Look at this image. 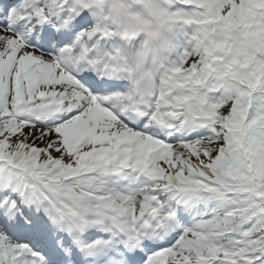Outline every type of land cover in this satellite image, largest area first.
Segmentation results:
<instances>
[{
	"label": "snow or ice",
	"instance_id": "6c2138e0",
	"mask_svg": "<svg viewBox=\"0 0 264 264\" xmlns=\"http://www.w3.org/2000/svg\"><path fill=\"white\" fill-rule=\"evenodd\" d=\"M249 19L264 0H0V264H264V110L203 79L238 47L195 40Z\"/></svg>",
	"mask_w": 264,
	"mask_h": 264
},
{
	"label": "clouds",
	"instance_id": "9594fccd",
	"mask_svg": "<svg viewBox=\"0 0 264 264\" xmlns=\"http://www.w3.org/2000/svg\"><path fill=\"white\" fill-rule=\"evenodd\" d=\"M196 46L202 51L218 43L238 47L241 55L224 56L214 61L211 78L204 77L207 84L228 98L242 91L250 93L257 110H264V75L255 63H247V57L264 59V33L257 23L246 20L239 27L225 23H208L201 26L195 36ZM254 85V87H249Z\"/></svg>",
	"mask_w": 264,
	"mask_h": 264
}]
</instances>
